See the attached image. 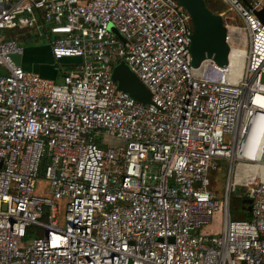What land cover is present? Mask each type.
<instances>
[{"label": "built area", "instance_id": "built-area-1", "mask_svg": "<svg viewBox=\"0 0 264 264\" xmlns=\"http://www.w3.org/2000/svg\"><path fill=\"white\" fill-rule=\"evenodd\" d=\"M218 1L241 27L223 22L225 65L193 67L176 0H0V264H264V0ZM18 28L78 61L60 82L25 70ZM121 60L149 103L117 88Z\"/></svg>", "mask_w": 264, "mask_h": 264}, {"label": "water", "instance_id": "water-1", "mask_svg": "<svg viewBox=\"0 0 264 264\" xmlns=\"http://www.w3.org/2000/svg\"><path fill=\"white\" fill-rule=\"evenodd\" d=\"M186 9L192 22V34L190 36L191 65L198 67L206 59H212L218 65L227 63L229 45L226 40L227 30L223 23L222 15L208 9L204 0H176ZM259 20L264 24V5L255 11ZM112 30L122 41L123 37L111 26ZM16 64H21V55H12ZM111 76L117 83L119 90L125 91L130 97L143 103L151 101V93L148 88L130 70L128 65L119 61L113 65ZM242 209L250 211V199L241 198Z\"/></svg>", "mask_w": 264, "mask_h": 264}, {"label": "rangeland", "instance_id": "rangeland-1", "mask_svg": "<svg viewBox=\"0 0 264 264\" xmlns=\"http://www.w3.org/2000/svg\"><path fill=\"white\" fill-rule=\"evenodd\" d=\"M219 4H221L220 7H222L219 11L223 12L222 19L224 23L229 24L232 29L234 27L240 28L241 27V21L235 11L219 1ZM18 35H21L22 39L18 41L23 46V55L24 59L29 62L30 67L29 69H34L33 67L35 65H40L42 67L46 66L48 68H52V70L56 71V75L54 76L55 80L57 82L61 81V75H60V68L68 69L73 63H76L78 59L74 57H63L59 61H56L52 56L49 58L50 61L45 57V54L41 51L43 49L37 50L38 48H42L44 46L49 45V37L46 34H39L31 29L26 28H18L17 34L14 35V37H18ZM30 48H33L35 52H39L37 54H32V52H29L27 54L28 50ZM45 49V48H44ZM36 71V69H34ZM60 71V72H59ZM59 74V75H58ZM227 163L226 161H221V167L219 170L214 171L210 174V189L214 191L218 196L223 195V191L225 189L226 179H227ZM39 183L36 186L37 192L46 191L49 187V184L47 181H45L43 178H39ZM240 195H245V190L239 186H236L235 191L231 193L230 196V214L232 216H237L238 218H246L245 210H243L238 203L236 202L235 197H238ZM59 213L60 215L63 214V201L61 200L59 203ZM249 212V211H248ZM218 229V223L214 222L211 225H203L202 230L206 232H212L216 231Z\"/></svg>", "mask_w": 264, "mask_h": 264}, {"label": "crops", "instance_id": "crops-1", "mask_svg": "<svg viewBox=\"0 0 264 264\" xmlns=\"http://www.w3.org/2000/svg\"><path fill=\"white\" fill-rule=\"evenodd\" d=\"M17 34V31L16 32H8L6 33L7 36H12L14 37V35ZM17 40H21L22 37L21 35H18V37H15ZM45 48V49H44ZM40 49H43L41 52L45 54V57H47V59L50 61V57H51V53H50V48H49V45L48 46H44L42 48H38L37 50H40ZM29 52H32V54H37L39 52H35V50L33 48H30L27 52V54H29ZM23 55V53H22ZM50 58V59H49ZM21 66L25 69V70H30V71H34L36 73H38L40 76L42 77H46V78H50V79H53L55 80L54 76L57 74L56 71L52 70V68H48L46 66L42 67L40 65H35L33 68L36 69V71L33 69H29L30 67V64L28 61H26L24 59V57L21 58ZM60 71V75L62 76V73L66 70V69H63V68H60L59 69ZM59 75V74H58Z\"/></svg>", "mask_w": 264, "mask_h": 264}, {"label": "trees", "instance_id": "trees-1", "mask_svg": "<svg viewBox=\"0 0 264 264\" xmlns=\"http://www.w3.org/2000/svg\"><path fill=\"white\" fill-rule=\"evenodd\" d=\"M205 1V4L206 6L208 7V9L214 13H219L221 11H219L222 7L221 4H219V1L218 0H204ZM213 173V172H212ZM245 197V195H240L238 197H235L236 199V202L238 203V205L242 208V202H241V198ZM230 203H231V200H230ZM246 211V210H245ZM245 215L247 217H249L250 213L247 211L245 212Z\"/></svg>", "mask_w": 264, "mask_h": 264}, {"label": "bare ground", "instance_id": "bare-ground-1", "mask_svg": "<svg viewBox=\"0 0 264 264\" xmlns=\"http://www.w3.org/2000/svg\"><path fill=\"white\" fill-rule=\"evenodd\" d=\"M257 167H260V165H257ZM255 168V167H254Z\"/></svg>", "mask_w": 264, "mask_h": 264}]
</instances>
